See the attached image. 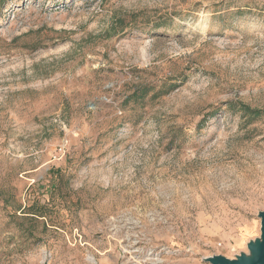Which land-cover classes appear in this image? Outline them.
<instances>
[{
	"label": "rangeland",
	"instance_id": "obj_1",
	"mask_svg": "<svg viewBox=\"0 0 264 264\" xmlns=\"http://www.w3.org/2000/svg\"><path fill=\"white\" fill-rule=\"evenodd\" d=\"M264 210V0H5L0 264H210Z\"/></svg>",
	"mask_w": 264,
	"mask_h": 264
},
{
	"label": "water",
	"instance_id": "obj_2",
	"mask_svg": "<svg viewBox=\"0 0 264 264\" xmlns=\"http://www.w3.org/2000/svg\"><path fill=\"white\" fill-rule=\"evenodd\" d=\"M260 219V236L247 243L249 254L241 253L234 258L221 254L205 258L210 264H264V210L258 212Z\"/></svg>",
	"mask_w": 264,
	"mask_h": 264
},
{
	"label": "trees",
	"instance_id": "obj_3",
	"mask_svg": "<svg viewBox=\"0 0 264 264\" xmlns=\"http://www.w3.org/2000/svg\"><path fill=\"white\" fill-rule=\"evenodd\" d=\"M5 0H0V7L4 4Z\"/></svg>",
	"mask_w": 264,
	"mask_h": 264
}]
</instances>
